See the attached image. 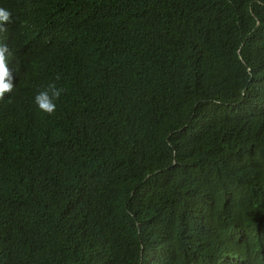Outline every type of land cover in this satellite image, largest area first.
<instances>
[{
  "label": "trees",
  "instance_id": "obj_1",
  "mask_svg": "<svg viewBox=\"0 0 264 264\" xmlns=\"http://www.w3.org/2000/svg\"><path fill=\"white\" fill-rule=\"evenodd\" d=\"M0 7V264H264V0Z\"/></svg>",
  "mask_w": 264,
  "mask_h": 264
},
{
  "label": "clouds",
  "instance_id": "obj_2",
  "mask_svg": "<svg viewBox=\"0 0 264 264\" xmlns=\"http://www.w3.org/2000/svg\"><path fill=\"white\" fill-rule=\"evenodd\" d=\"M12 23V13L0 7V32H5L6 25ZM21 43H16L20 38ZM36 41L32 39L30 34L22 31H12L5 39L4 44H0V100H3L6 95H10L16 87L14 83V71L10 64V58L13 56L12 49L16 46H29L34 45L39 49L46 50L48 44L47 32L45 30L44 21L38 26L36 34L33 36ZM1 43V41H0ZM60 76H56V80H59ZM66 92L63 87H58L55 81L49 82L46 87L39 90L34 97V103L37 108L51 116L56 113L57 102L61 99L62 95Z\"/></svg>",
  "mask_w": 264,
  "mask_h": 264
}]
</instances>
